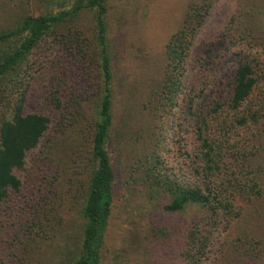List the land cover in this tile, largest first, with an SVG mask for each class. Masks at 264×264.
<instances>
[{
    "label": "trees",
    "instance_id": "1",
    "mask_svg": "<svg viewBox=\"0 0 264 264\" xmlns=\"http://www.w3.org/2000/svg\"><path fill=\"white\" fill-rule=\"evenodd\" d=\"M107 1L57 0L54 10L24 16L14 27L0 30V83H7L5 79L9 75L18 77L20 67L27 63L32 52L51 36L48 48L56 52L55 61L66 64L60 74L50 67L54 87L49 92L50 102L56 109L69 113L72 109L78 113L84 106L89 111L90 149L84 171L78 178L82 187L79 207L82 230L76 249L55 264H100L102 261L112 213L115 174L110 145L115 139L118 141L115 145L119 146L121 141L127 146L124 153L126 185L138 188L147 203L156 200L167 215L179 216L191 208L196 211L190 215L191 223L185 231L179 255L185 264H204L211 228L221 217L230 222L240 216L236 204L239 199L251 203L264 194V87L260 85L257 61L249 60L243 48L249 42L251 28L244 21L236 23L239 15L232 19L240 29L236 31L241 32L237 38L241 43L238 50L229 52V57L230 60L238 58L226 70L230 75L225 92L213 96L211 89L218 80L213 78L221 68L219 59L216 60L221 55L217 52L220 41L198 44L196 48L194 45L212 0L189 4L179 27L165 43L161 75L141 104L140 115L145 126L139 122L141 132H125L121 131L124 127L119 130L114 125V71ZM87 12L91 15V29L86 37L76 24L80 26L79 17ZM87 65L88 71L94 66L95 72L84 79L87 84L83 89H73L68 72L75 68L77 73L86 75ZM91 87L92 92L88 90ZM10 95L0 92V205L10 192L17 193L21 189V180L14 171L24 167L28 152L45 137L42 144L49 155L50 150L59 145V136L57 139L47 137L51 118L38 112L24 113L22 99ZM66 95L74 96V100L62 103ZM195 98L202 99L201 108ZM175 108L187 119L191 116L192 135L198 143L193 153L187 154L191 181H183L176 171L167 168L159 151L160 144H152L156 137L162 136L158 133L159 121L171 115ZM58 124L56 121V127ZM48 158L45 156L43 160ZM27 216L17 213L14 218H18V222L13 227L16 236L24 240L25 249L37 252L38 232L44 229L37 217L31 222ZM10 226L8 222L0 223V235L9 232ZM259 258L255 252H246V260Z\"/></svg>",
    "mask_w": 264,
    "mask_h": 264
},
{
    "label": "rangeland",
    "instance_id": "2",
    "mask_svg": "<svg viewBox=\"0 0 264 264\" xmlns=\"http://www.w3.org/2000/svg\"><path fill=\"white\" fill-rule=\"evenodd\" d=\"M55 1L0 0V30L14 27L24 16L54 10ZM196 1H107L116 129L124 127L121 131L141 132L139 122L145 126V120L140 115L141 104L161 75L167 38L179 27L186 7ZM238 15L240 20L236 23L244 21L251 28L249 42L243 48L249 54V60L257 61L260 85L264 87V73L261 72L264 71V0H212L194 45L196 48L198 44L220 41L217 52L221 55L216 60L219 59L221 68L213 78L218 79L215 86L212 85L213 96L225 92L230 75L226 70L238 58L230 60L229 57V52L238 50L241 43L237 40L241 32L236 31L240 29L232 21ZM79 19L80 26L76 24V27L84 36H89L90 13H82ZM48 37L20 67L18 77L9 75L5 79L7 83H0V92L22 99L24 113L38 112L51 118L47 137L57 139L59 136V145L50 150V155L43 148L45 137L28 152L24 167L14 171L22 185L19 192H10L8 199L0 205V223L11 225L9 232L0 235V264H55L76 249L82 230L83 222L79 214L82 187L78 178L79 173L84 171L90 149L89 111L84 103L78 113L76 109L69 113L56 109L50 102L49 92L54 90L49 76L50 67L53 66L60 74L66 62L55 61L56 52L48 48L52 37ZM243 56L240 58L243 59ZM89 68L88 71L87 65L86 75L77 73L75 68L70 69L68 73L73 89L79 91L87 84L84 79L96 69L94 66ZM88 90L92 92L93 87ZM65 100L71 102L74 96H63L62 103ZM180 102L181 99L178 100ZM195 103L202 107L201 98H195ZM56 121L59 122L57 127ZM158 124L161 127L158 133L162 136L156 137L152 144H160L159 151L167 168L176 171L183 181H191L186 163H189L188 155L198 145L192 135L191 116L187 119L180 109L175 108ZM112 142L111 162L115 174L112 213L100 264H185L179 253L184 245L185 231L191 223L190 215L196 211L191 208L179 216H172L162 212L156 200L147 203L138 188L126 185L124 180L127 176L124 156L127 146H123L121 141L119 146L115 145L118 143L116 139ZM45 156L49 157L46 161L43 160ZM236 204L240 216L230 222L221 217L211 228L204 264H264V194L251 203L239 199ZM17 213L29 215L27 218L31 222L37 217L43 226L44 230L38 232L37 252L31 248L26 250L24 240L16 236L13 226L18 222V218H14ZM246 252H255L260 258L257 261L246 260Z\"/></svg>",
    "mask_w": 264,
    "mask_h": 264
}]
</instances>
